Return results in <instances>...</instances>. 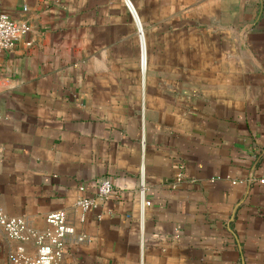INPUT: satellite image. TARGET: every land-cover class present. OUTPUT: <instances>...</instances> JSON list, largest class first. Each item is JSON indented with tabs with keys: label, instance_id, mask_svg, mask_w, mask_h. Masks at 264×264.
<instances>
[{
	"label": "crops",
	"instance_id": "crops-1",
	"mask_svg": "<svg viewBox=\"0 0 264 264\" xmlns=\"http://www.w3.org/2000/svg\"><path fill=\"white\" fill-rule=\"evenodd\" d=\"M0 9L29 25L0 50L3 211L44 229L66 209L87 239L60 264H264V0ZM18 244L0 225V264Z\"/></svg>",
	"mask_w": 264,
	"mask_h": 264
},
{
	"label": "built area",
	"instance_id": "built-area-1",
	"mask_svg": "<svg viewBox=\"0 0 264 264\" xmlns=\"http://www.w3.org/2000/svg\"><path fill=\"white\" fill-rule=\"evenodd\" d=\"M24 9H27V6ZM28 30L29 25L26 21H18L0 9V50L13 48ZM140 34L142 35L141 28ZM141 50L143 62L144 58L146 59L143 37ZM257 180L264 185V173ZM113 189V181L109 177H104L98 183L96 194L80 196L76 201L80 218H84L87 211L98 207L100 201L107 198ZM145 190L143 183L140 189L142 211L147 204L151 203V200L146 197ZM46 219L49 224L46 228L31 227L25 216L9 215L0 208V225L11 239L19 241V244L8 254L9 264H60L68 243L82 242L87 239L86 235L77 234L76 224L64 208L51 211ZM30 239H33L35 243L34 252H29L26 246Z\"/></svg>",
	"mask_w": 264,
	"mask_h": 264
}]
</instances>
